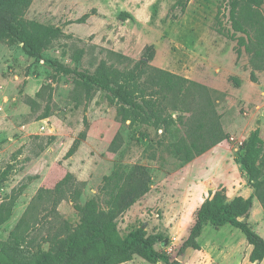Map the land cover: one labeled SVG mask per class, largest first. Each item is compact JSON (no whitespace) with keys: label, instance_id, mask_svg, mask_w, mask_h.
Here are the masks:
<instances>
[{"label":"rangeland","instance_id":"374dc122","mask_svg":"<svg viewBox=\"0 0 264 264\" xmlns=\"http://www.w3.org/2000/svg\"><path fill=\"white\" fill-rule=\"evenodd\" d=\"M232 1L33 0L25 13L29 20L62 29L41 52L72 68L94 71L107 58L106 50L141 60L153 46L152 66L219 93L216 110L228 137L196 157L184 171L187 178L174 180L187 164L169 153L166 143L175 139L176 128L185 136L192 131L191 113L175 112V121L161 126L154 120L122 124L118 105L106 91L95 90L87 101L76 76L58 73L26 53L6 29L15 0H0V254L11 264H32L44 252L63 253L76 235L105 223L120 237L138 227L147 235L162 234L166 241L155 245L157 251L181 264H264V244H252L232 224L209 223L199 238L200 249L184 248L197 208L217 190L229 202L243 198L237 212L252 198L239 218L264 241V70L253 72L244 46L240 52L238 40L221 32L234 33ZM238 2L242 17L251 10L262 15L256 19L264 30V0ZM88 13L85 23L77 22ZM236 36L246 37L242 32ZM256 130L263 145L252 180L235 158ZM84 132L77 151L68 156ZM239 172L248 179L242 187ZM188 179L191 193L186 192ZM164 200L195 207L194 212L183 223L168 222ZM111 207L114 218H105ZM116 258L93 244L49 264H106ZM151 262L134 251L131 260L116 264Z\"/></svg>","mask_w":264,"mask_h":264},{"label":"trees","instance_id":"16d2710c","mask_svg":"<svg viewBox=\"0 0 264 264\" xmlns=\"http://www.w3.org/2000/svg\"><path fill=\"white\" fill-rule=\"evenodd\" d=\"M32 2L33 0H15L12 20L6 22L7 32L23 44V49L28 55L37 60H43L55 68L58 73L76 76L79 86L84 89L87 101L93 98L95 90L106 91L112 102L118 105V116L122 124L126 125L130 121L128 126L141 121L149 123L152 120L155 121V126L166 125L169 121L170 123L175 121L173 118L175 112L191 113L192 126L190 128L192 131L185 136L180 129L176 128L173 134L175 139L168 140L165 147L169 153L179 158L182 164L190 163L228 137L221 124V115L216 110L215 94L219 93L192 79L152 66L149 61L155 58L156 50L153 46L147 49L146 55L141 60H134L127 55L105 49L107 58L103 59L94 71L72 68L57 59L44 56L41 52L42 46L48 39L62 34V29L27 19L25 13ZM90 16L89 13L85 14L77 22L85 23ZM259 16L262 15L258 11L251 10L242 17L240 3L238 0H233L230 20L234 33H226L221 29L222 33L238 40L240 52L241 47L244 46L245 51L251 55L253 72L264 70V30L259 27L260 20L256 19ZM239 32L244 33L246 37H237L236 33ZM80 57L81 55L78 59ZM252 80L257 81L255 73L252 74ZM170 110L173 112L170 113ZM42 118L44 117H40ZM180 122H183L182 117H180ZM85 136L84 132L79 139L75 140L68 156L77 151L81 138ZM116 140L117 137L114 142ZM262 145L260 130H256L241 147L240 156L235 158V161L241 163L242 169L250 175L252 180H255L259 171L258 161L261 160ZM64 181L65 179L59 184ZM116 188L120 193L124 191L120 185ZM211 195L212 197L197 208L196 223L184 248L200 249L199 238L204 227L209 223L217 227L232 224L240 228L252 244H264V241L248 224L239 218L252 205V198L246 200L245 205L237 212V206L244 202L242 197L229 202L223 190L211 192ZM113 214L115 210L111 207L105 218L113 219ZM94 221L98 222L99 219L94 216ZM165 241L162 234L147 235L143 227L132 230L126 237H120L119 233L112 230L111 223H105L99 227L95 226L88 232L76 235L65 252L56 256L51 252L41 253L32 264L62 263L71 257L75 250L93 244L102 246L112 255L116 254V260L106 264L129 261L134 251L141 252L155 264H181L180 261L171 259L166 252L157 251L155 245ZM0 264H11L3 253L0 254Z\"/></svg>","mask_w":264,"mask_h":264},{"label":"crops","instance_id":"0c3cea01","mask_svg":"<svg viewBox=\"0 0 264 264\" xmlns=\"http://www.w3.org/2000/svg\"><path fill=\"white\" fill-rule=\"evenodd\" d=\"M229 144V143H228ZM224 147V146H223ZM224 149L226 150H231L230 147L228 145H226V147H224ZM196 161L193 160L192 162H190L189 164H187L185 167H183V171L181 173V176L179 177H175L174 180H177V179H180V178H187L186 176V172H184L186 170V168H188L189 166H193L194 162ZM240 173V172H239ZM241 175V180H239V183L241 184L240 186H244L247 182H248V179H247V176L245 174H243L242 172L240 173ZM186 188L188 190H186V192H193L192 190V186L189 184V179L187 180V184H186ZM154 188H156L155 186L152 188V190L150 191V193L147 195L146 197V200L148 201H151V196L155 193V190ZM159 191V190H157ZM190 192V193H191ZM241 194V191L240 193L238 194V196ZM248 194H250V192H248ZM203 195V192L200 193V197ZM155 204V203H154ZM157 204V202H156ZM163 208V215H164V219L168 222H171L173 220L174 223H183L185 220L184 218L187 216L188 212L189 211H192L194 212L193 210L195 209V207H192L190 210H188V207L187 205H182V202H171V203H167L165 200L164 202L162 203V206ZM126 264V263H124ZM150 264H155V263H150Z\"/></svg>","mask_w":264,"mask_h":264}]
</instances>
